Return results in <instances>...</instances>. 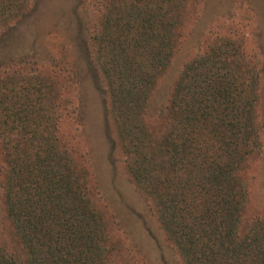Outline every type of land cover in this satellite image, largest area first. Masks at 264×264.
Instances as JSON below:
<instances>
[{"label":"trees","instance_id":"16d2710c","mask_svg":"<svg viewBox=\"0 0 264 264\" xmlns=\"http://www.w3.org/2000/svg\"><path fill=\"white\" fill-rule=\"evenodd\" d=\"M16 1L0 0V25L29 15L13 11ZM189 4L103 5L89 40L90 64L105 82L112 153L119 146L125 154L132 179L185 264H264V217L246 221V171L262 148L261 76L242 45L215 39L184 65L156 119H147ZM32 81L21 90L8 81L0 85L4 203L24 251L20 259L0 244V264H110L111 233L93 203L88 172L60 135V99L47 82L37 90Z\"/></svg>","mask_w":264,"mask_h":264},{"label":"rangeland","instance_id":"374dc122","mask_svg":"<svg viewBox=\"0 0 264 264\" xmlns=\"http://www.w3.org/2000/svg\"><path fill=\"white\" fill-rule=\"evenodd\" d=\"M106 2H14V12L26 9L29 15L0 25V85L8 81L21 90L33 80L39 90L40 84L47 82L52 95L60 99V135L76 148L77 158L88 172L93 203L111 233L110 264H185L162 228L151 199L132 179L125 154L119 146L112 153L114 125L107 114L104 86H100L105 82L99 83L91 71L93 47L89 41ZM184 14L188 17L177 49L159 79L147 119H156L168 104L184 65L205 53L215 39L242 45L261 76L258 115L262 148L250 157L246 171L250 191L246 221L264 217V0H190ZM31 92L35 95V88ZM2 163L0 139V244L23 259L24 251L5 209Z\"/></svg>","mask_w":264,"mask_h":264}]
</instances>
